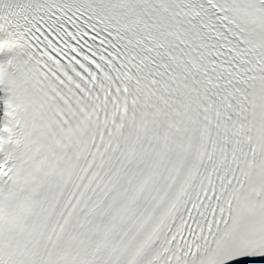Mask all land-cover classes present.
I'll return each instance as SVG.
<instances>
[{
    "label": "snow or ice",
    "instance_id": "obj_1",
    "mask_svg": "<svg viewBox=\"0 0 264 264\" xmlns=\"http://www.w3.org/2000/svg\"><path fill=\"white\" fill-rule=\"evenodd\" d=\"M0 264H264V0H0Z\"/></svg>",
    "mask_w": 264,
    "mask_h": 264
}]
</instances>
